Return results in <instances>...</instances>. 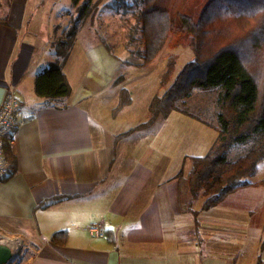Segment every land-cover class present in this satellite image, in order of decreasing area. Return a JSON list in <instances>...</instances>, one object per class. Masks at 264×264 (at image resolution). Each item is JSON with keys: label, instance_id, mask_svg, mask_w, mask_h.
Listing matches in <instances>:
<instances>
[{"label": "crops", "instance_id": "obj_1", "mask_svg": "<svg viewBox=\"0 0 264 264\" xmlns=\"http://www.w3.org/2000/svg\"><path fill=\"white\" fill-rule=\"evenodd\" d=\"M28 1L10 0L0 13L5 19L0 22V106L10 83L22 113L31 116L6 137L15 170L0 179V234L20 237L19 264H264V237L256 259L255 247L246 244L258 226L256 204L264 210L263 186L238 189L231 193L234 199L228 201L230 194L207 210L199 204L182 212L177 174L185 175L181 167L188 155L177 154L169 166L166 160L173 157L164 147L134 153L127 143L130 130L104 134L84 104L103 88L96 73L72 76L66 58L65 106L36 96L37 73L54 61L38 45L52 43L53 31L48 36L27 31L26 23L37 19L27 15ZM53 12L54 6L50 20ZM117 115L110 113L113 119ZM203 126L209 136L215 130ZM117 147L121 165L115 164ZM95 222L104 235L91 237L87 227ZM57 231L65 232L62 244L50 239ZM200 232L205 237L199 239ZM228 232L233 238L222 237Z\"/></svg>", "mask_w": 264, "mask_h": 264}, {"label": "trees", "instance_id": "obj_2", "mask_svg": "<svg viewBox=\"0 0 264 264\" xmlns=\"http://www.w3.org/2000/svg\"><path fill=\"white\" fill-rule=\"evenodd\" d=\"M9 3L0 0V13ZM133 4L140 5L136 21L143 44L137 66L152 62L165 44L189 47L193 54L162 95L150 99L148 117L137 127L148 128L158 116L166 118L173 110L193 116L177 103L189 97L194 87L216 91L217 123L212 127L217 135L204 155L190 159L185 175L177 174L180 210L192 212L198 197L203 198L200 210H207L238 189L253 184L264 187V178L251 181L264 160V0H133ZM57 53L58 60L37 73L34 92L63 107L70 93L62 68L68 54L65 49ZM120 79L118 75L113 84ZM130 102L128 90L120 88L111 115ZM249 138L255 142L244 154L227 157L231 146ZM8 146L5 141L7 173L2 179L15 170L14 157L6 153ZM50 239L62 244L65 232H54ZM21 261L18 253L10 264Z\"/></svg>", "mask_w": 264, "mask_h": 264}, {"label": "rangeland", "instance_id": "obj_3", "mask_svg": "<svg viewBox=\"0 0 264 264\" xmlns=\"http://www.w3.org/2000/svg\"><path fill=\"white\" fill-rule=\"evenodd\" d=\"M119 1L121 0H79V3L74 4L73 0H29L27 15L34 14L37 19L26 23V28L27 31L34 30L41 36H48L53 31L52 43L38 45V48L41 52L45 48L49 58L54 61L58 60V49H65L70 75H77V72L81 75L87 71L97 74L103 88L95 96L91 93L90 100L84 104L88 106L87 110L93 122L102 126L104 134L113 137L131 130L127 143L134 153L142 155L148 148H151L152 153V148L156 150L160 146L164 147L165 153H171L173 157L170 158L172 162L166 160V165L169 166L173 165L177 154L184 152L188 156L181 169L187 173L191 166L190 156L204 155L217 134V131L210 129L209 136L203 126L205 124L212 127L217 123L216 91L212 88L194 87L189 97L177 103L178 107L193 116L173 110L166 120L158 116L151 128H138L148 117L150 99L162 95L182 66L193 58V54L189 47L165 44L152 62L142 67L137 66L141 63L143 45L140 25L136 21L140 5L133 4V0H123V5ZM52 6L54 12L50 20ZM31 7H36L35 12H32ZM50 23H54L53 27ZM118 75H121L120 82L113 84ZM122 87L130 93L131 102L113 119L110 113L116 107L117 93ZM174 117H179L180 120L175 122L172 120ZM254 142L253 138H249L243 143L231 146L226 152L227 157L237 158ZM119 149L116 148L117 165L123 163ZM261 177H264V160L259 163L257 173L251 179ZM228 197L230 201L236 196L231 194ZM202 199L198 197L194 200L192 207L201 205ZM256 206L258 215L254 223L258 226L254 228V235L250 234L246 242L249 247H255L254 258H257L258 246L264 237V210L259 209L257 204ZM206 214H201V218ZM228 233L222 237L233 238V234ZM201 237H205L204 232L198 234V238Z\"/></svg>", "mask_w": 264, "mask_h": 264}, {"label": "built area", "instance_id": "obj_4", "mask_svg": "<svg viewBox=\"0 0 264 264\" xmlns=\"http://www.w3.org/2000/svg\"><path fill=\"white\" fill-rule=\"evenodd\" d=\"M31 120V116L25 115L22 113L20 108L19 101L16 97L15 87L6 83L5 96L0 106V179H2L7 173V164L4 157V143L6 141V137L10 135L13 130L28 121ZM89 234L91 237H99L104 235L105 229L99 222L91 223L87 227ZM5 236V235H3ZM7 237L6 243L11 246L12 241H16L17 248H12L14 250V254L17 255L19 250L22 247V242L20 237Z\"/></svg>", "mask_w": 264, "mask_h": 264}, {"label": "water", "instance_id": "obj_5", "mask_svg": "<svg viewBox=\"0 0 264 264\" xmlns=\"http://www.w3.org/2000/svg\"><path fill=\"white\" fill-rule=\"evenodd\" d=\"M13 252L14 250L6 241L0 242V264H10L17 256Z\"/></svg>", "mask_w": 264, "mask_h": 264}, {"label": "bare ground", "instance_id": "obj_6", "mask_svg": "<svg viewBox=\"0 0 264 264\" xmlns=\"http://www.w3.org/2000/svg\"><path fill=\"white\" fill-rule=\"evenodd\" d=\"M6 240H7V237L0 234V242L6 241ZM10 245L15 249V248H17L18 244L16 243V241H12Z\"/></svg>", "mask_w": 264, "mask_h": 264}]
</instances>
